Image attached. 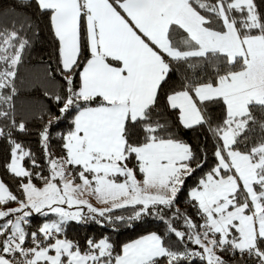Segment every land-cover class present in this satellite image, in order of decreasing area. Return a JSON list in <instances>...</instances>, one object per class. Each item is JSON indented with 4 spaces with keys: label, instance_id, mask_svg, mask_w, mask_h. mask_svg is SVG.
<instances>
[{
    "label": "snow or ice",
    "instance_id": "snow-or-ice-1",
    "mask_svg": "<svg viewBox=\"0 0 264 264\" xmlns=\"http://www.w3.org/2000/svg\"><path fill=\"white\" fill-rule=\"evenodd\" d=\"M34 2L57 42L48 78L64 81L44 96L62 106L59 116L42 108L51 117L39 133L47 176L0 126L11 144L5 169L20 182L17 195L0 180V264H185L194 257L228 264L220 253L238 255L235 264H264V0ZM25 28L33 29L31 18L0 27V120L22 132L13 99L30 47ZM218 103L223 116L213 124L206 105ZM173 113L183 128L207 126L217 140L215 165L189 191L202 223L184 214L185 230L173 226L178 209L168 220L164 211L206 156L176 137ZM69 116L64 154L53 157L49 130ZM126 208L127 217L109 215ZM34 213L56 219L29 231ZM147 215L164 220L182 250L157 232L118 250L108 237L89 238L82 249L64 235L69 222L100 223L98 216L131 226Z\"/></svg>",
    "mask_w": 264,
    "mask_h": 264
},
{
    "label": "trees",
    "instance_id": "trees-1",
    "mask_svg": "<svg viewBox=\"0 0 264 264\" xmlns=\"http://www.w3.org/2000/svg\"><path fill=\"white\" fill-rule=\"evenodd\" d=\"M24 5V6H21ZM5 9L7 13L5 14ZM31 18L33 22V29L25 28V33L30 38V47L25 56L24 63L19 68V75L16 80L18 92L13 99L15 108V120L17 123L24 122L26 125L25 131H20L18 128H10V121L0 120V126L4 127L7 134L11 131V139L23 145L25 150H30L34 155L38 164L43 168V175H49L47 166V157L41 145V137L39 133L43 130V125L51 117L42 111V108H47L54 116H59L58 107L50 98L44 96V92L55 93L62 90L64 81L59 75H55L54 80L48 78V67L54 70L57 66V42L55 41L48 24L46 16H41L35 6L34 0H0V27L4 24L11 25L15 21ZM19 23L16 27L19 28ZM38 33V34H37ZM211 74V72H209ZM173 81L179 84L178 77L173 75L170 83ZM167 88V86H166ZM161 103H163V94L161 96ZM208 113L212 116L213 124L218 122L223 116V105L208 104L206 105ZM259 116L260 114L257 113ZM169 124L174 128L177 138L190 144L193 150L197 153L200 159L206 161L203 166L199 168L195 174L186 180V183L178 194L175 206L173 209H165V220L173 218V212L179 210L177 218L172 219L173 226L180 230H185L183 222V215L186 214L191 217L197 224L202 223L197 216V208L193 206V202L189 197V191L195 187L198 180L204 176L205 173L215 165L216 160L213 156L216 138L208 131L207 126H198L192 129H185L179 125L175 119V113L169 117ZM71 128V116L63 119L58 126L54 125L49 130V148L53 157L62 156V135H65ZM11 144L7 135L0 137V180H2L14 194L19 195V180L10 175L6 169L5 164L9 160ZM26 168H30V160L28 158L22 162ZM129 163V167H132ZM40 169H34L39 171ZM139 178V177H138ZM26 182V181H25ZM33 182L37 186H42L43 181L34 179ZM15 203H10L8 207H16ZM132 214L131 208L114 209L109 215L115 216H129ZM56 219L55 214H49L44 217L40 214H33L29 220L30 225L26 226L29 231H34L45 221ZM97 221L89 220L84 223L69 222L65 226L66 237L70 240L79 243L81 248L85 247V242L89 238L96 241L103 237H108L110 241L117 247V250L124 243L133 241L143 235L151 232L165 236L166 240L175 248L181 249L183 245L177 240L174 234L167 231V225L164 220H160L156 215L143 216L141 220L132 222L131 226L122 222H109L106 218L97 216ZM187 247L196 249V245L189 243ZM228 264H235V261L240 257L232 256L230 253H220ZM185 264H207L206 260L199 257H194L191 261H186ZM244 264H253L251 260L246 259Z\"/></svg>",
    "mask_w": 264,
    "mask_h": 264
},
{
    "label": "rangeland",
    "instance_id": "rangeland-1",
    "mask_svg": "<svg viewBox=\"0 0 264 264\" xmlns=\"http://www.w3.org/2000/svg\"><path fill=\"white\" fill-rule=\"evenodd\" d=\"M85 197H87V199H89V201L95 205V201L96 200V206L95 207H104L105 205H103L100 201H98L95 197L89 196L88 194H85ZM85 213H87V211L84 210Z\"/></svg>",
    "mask_w": 264,
    "mask_h": 264
},
{
    "label": "crops",
    "instance_id": "crops-1",
    "mask_svg": "<svg viewBox=\"0 0 264 264\" xmlns=\"http://www.w3.org/2000/svg\"><path fill=\"white\" fill-rule=\"evenodd\" d=\"M120 179H122V178H120ZM77 182H79V181L77 180ZM84 198H87V197H84ZM94 201H95V205H94V206H96V202H97V201H96V200H94ZM84 210L87 211V208L85 207ZM139 238H140V237H139ZM137 239H138V238H137ZM130 242H131V241H130ZM196 247H197L196 249L199 250V249H198V246H196Z\"/></svg>",
    "mask_w": 264,
    "mask_h": 264
}]
</instances>
